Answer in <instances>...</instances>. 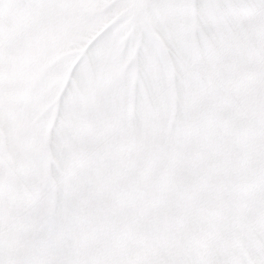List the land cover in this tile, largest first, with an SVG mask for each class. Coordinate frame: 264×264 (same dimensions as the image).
<instances>
[{
  "label": "snow or ice",
  "instance_id": "6c2138e0",
  "mask_svg": "<svg viewBox=\"0 0 264 264\" xmlns=\"http://www.w3.org/2000/svg\"><path fill=\"white\" fill-rule=\"evenodd\" d=\"M0 264H264V0H0Z\"/></svg>",
  "mask_w": 264,
  "mask_h": 264
}]
</instances>
